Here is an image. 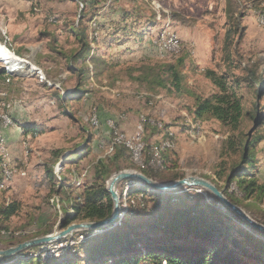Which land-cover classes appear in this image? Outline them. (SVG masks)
Segmentation results:
<instances>
[{"label": "rangeland", "instance_id": "obj_1", "mask_svg": "<svg viewBox=\"0 0 264 264\" xmlns=\"http://www.w3.org/2000/svg\"><path fill=\"white\" fill-rule=\"evenodd\" d=\"M82 2L91 5L93 0H0V43L15 57L26 61V68L13 76L8 75L6 66L0 63V70H5L6 76V80L0 78V133L10 154L8 170L14 177L13 181L4 182L7 149L0 142L1 186L8 187L0 192V208L13 202L19 205V212L0 224L5 230L0 235V251L89 222L78 221L66 226V214L60 203L64 194H58L57 190L61 189L64 178L79 186L84 173V180L89 183L95 164L111 161L106 151L107 139L110 136L111 144L113 137L109 135L111 121L122 130L121 124L136 120L133 134L122 130L129 136L136 135V127L142 119L147 123L149 120L160 123L163 128L167 126L168 132L175 136L172 158L176 169L171 177L177 176V179L154 181L166 184L188 177L202 178L225 196V177L229 166L238 160V153L228 149V139L253 133V130L250 132L253 123L245 122L238 132L232 133L216 120L194 121L190 112L195 97L207 98L214 94L213 79L224 74L242 83L240 95L244 96L248 109L256 101V92L248 85L247 70L255 67L260 78H264V0H146L138 5L142 17H136L131 26L132 21H129L126 32L122 25L119 28V23L122 24L125 10L132 7L126 1L110 6L99 1L86 15V20L96 15L92 19L100 24L98 50L90 33L92 53L97 50L94 58L99 59L91 60L90 82L80 85L77 76L70 72L76 65L69 64V58L78 49ZM241 15L244 18L236 23ZM156 17H161L160 21ZM149 19L155 21L156 27H151L145 38L140 40L132 35L147 30ZM129 32L131 35L127 37ZM162 33L169 37L173 33L180 38L179 53L160 50L153 43L160 42L158 34ZM102 53H105V62L99 57ZM180 60H184L180 89L154 93L148 85L133 81L144 64H175ZM33 67L36 71L32 72ZM78 87L82 90L81 97H77L80 99L67 97ZM59 96L69 100L62 103ZM260 109L264 113V97ZM94 113L99 119L97 127L91 123ZM4 116L10 119L9 128L5 129ZM25 125L35 127L39 133L25 134L21 127ZM150 126L145 129L144 141L156 147L167 139L162 140L166 131H151ZM256 136L264 137V128L259 129ZM86 147L89 151L83 153ZM59 153L62 156L58 157ZM253 153L258 162L257 175L264 183V140ZM67 160L72 161L66 163ZM127 166L114 172L107 184L116 174L134 170ZM50 170L55 178L52 182L48 176ZM122 188L123 183L117 187L120 197ZM230 190L236 191V187ZM188 191L202 194L213 203L214 195L200 188H181L173 192ZM237 195L238 203H232L264 225V199L243 201L241 195ZM130 197L135 200L134 205L144 199L143 194ZM120 204L124 201L120 200ZM219 207L223 213L229 209L222 202ZM69 214H73L72 209ZM144 216L138 209L131 218L133 223H139ZM81 236H86L82 230L74 231L58 241L29 247L0 262L15 259L27 250L61 258L77 246L71 242H77Z\"/></svg>", "mask_w": 264, "mask_h": 264}, {"label": "trees", "instance_id": "obj_2", "mask_svg": "<svg viewBox=\"0 0 264 264\" xmlns=\"http://www.w3.org/2000/svg\"><path fill=\"white\" fill-rule=\"evenodd\" d=\"M99 1L105 6L126 1L127 5L132 7V10H125L123 14L122 29L126 32L136 22V17H142L138 5L146 0H93L91 5L82 2L84 8L81 10L78 22V49L69 58V64L76 65V68H71L70 72L77 76L80 85L91 80L89 67L83 65L92 54L90 33L99 47L100 24L98 26V23H91L90 26V22L94 20L92 18H96V15L86 20L87 12H90L94 4L97 5ZM241 18L243 19L244 16H239L236 23H239ZM129 21L132 23L126 26ZM146 25L147 30L142 33L134 32L132 35H136L140 40L145 38L150 28L154 27L155 21L149 19ZM130 35L131 32L126 36ZM239 39L241 40L242 36ZM99 57L106 61L105 53L100 54ZM92 59L95 61L99 58ZM79 61H82V64L77 66ZM183 61L180 60L175 64L149 62L152 64H144L143 68L138 69L139 74L133 78V81L148 85L150 91L154 93L160 90L171 91L172 88L180 89L183 80L180 69L183 68ZM256 71L255 67L247 70L248 85L256 92V101L250 104L251 108H247L244 104V96L240 95L242 83L239 79L224 74L223 77L213 79L212 84L216 89L214 94L207 98L195 97V104L190 112L194 121L216 120L228 127L232 133L238 132L245 122L253 123V127L256 125L255 129L252 127L250 130V132L253 130V133L241 137L232 136L228 139V149L238 153V160L229 166V174L225 177L226 196L234 204L239 200L237 194L241 195L243 201L264 199V183L257 175L258 162L253 153L256 146L264 140L262 136L254 137L259 129L264 128V113L260 109L264 97V78H260ZM0 78L6 80L5 70H0ZM81 93L82 90L78 87L67 97L80 99L77 97H81ZM58 99L62 103L69 100L61 96ZM148 126L150 125L146 124L145 129ZM21 127L27 135L39 133L35 127L30 128L27 125ZM150 127L151 131H166L162 140L167 139L159 142L160 145L156 147L146 144L147 148L143 156L145 167L134 165L131 152L126 147L120 146L110 156L109 163L100 161L95 164L89 183L83 180L78 186L71 179H63L61 189L57 192L64 194L60 203L66 214V226L78 221L101 222L112 216L114 204L106 185L112 174L121 171L124 166L128 165V168L160 182L177 179V176L171 177L176 169V162L172 158L175 148L163 151L160 149L166 141H172L175 145V136L169 135L171 131L168 132L167 126L163 128L162 125L161 130L155 126ZM107 141L110 144V136ZM153 150H159L161 157L168 160L172 166L166 170L146 167V161L151 159ZM88 151L87 147L82 150L83 153ZM60 156L62 153H59L58 157ZM1 165L0 157V192L8 188L1 186L3 180ZM49 173L52 182L55 180L53 171L50 170ZM135 183L137 184V181L133 182L134 185ZM139 184L140 186H133L132 190L130 189V195L143 194V202L130 206L121 221L110 228H104L100 232L93 230L84 232L85 242L71 248L63 257H45L42 253L37 254L36 250H27L17 258L5 260L0 264H264V234L246 226L238 216L233 215L231 210L227 209V212L223 213L219 207L221 202L217 197L212 196L213 203H211L199 193L191 191L161 193ZM233 186L236 187V191L230 190ZM70 209L73 210V214H69ZM138 209L145 213L144 219L139 223H133L131 217ZM18 212L19 205L15 202L1 207L0 224L8 221ZM2 231L5 230L0 228V235ZM82 255L83 258H80Z\"/></svg>", "mask_w": 264, "mask_h": 264}, {"label": "water", "instance_id": "obj_3", "mask_svg": "<svg viewBox=\"0 0 264 264\" xmlns=\"http://www.w3.org/2000/svg\"><path fill=\"white\" fill-rule=\"evenodd\" d=\"M126 180L137 181L139 183H142V185L161 193H170L181 188H200L203 190H207L211 192L215 197H217L227 208L233 211L239 218L246 222L250 228L264 234V225H261L255 220H253L244 210L234 205L221 191H219V189L214 184L205 179L188 177L171 183L162 184L154 181L153 179L148 178L141 172L127 170L113 176L108 184L107 190L111 194L114 204V211L110 218L101 222H85L81 224H74L68 227L65 231L56 232L54 234L20 244L14 248L5 251H0V260L7 259L29 247L39 246L58 241L70 235L74 231H97L102 230L104 228H110L113 224L117 222L121 214L120 196L117 192V187L121 182Z\"/></svg>", "mask_w": 264, "mask_h": 264}, {"label": "bare ground", "instance_id": "obj_4", "mask_svg": "<svg viewBox=\"0 0 264 264\" xmlns=\"http://www.w3.org/2000/svg\"><path fill=\"white\" fill-rule=\"evenodd\" d=\"M163 37H169V36H163ZM165 49L167 51L173 52V53L174 52H178L179 49H180V45H178L175 49H172V48H165ZM25 62L26 61L15 57L7 46H5L4 44L0 43V63H4V65L6 66L8 75L13 76L15 74H18L23 67L26 68V66H24ZM9 66H12V68H9ZM33 70L36 71L35 67H33L32 72H33ZM3 118H7V116H4ZM122 119H126V118L123 117ZM91 123H92V126H94V127H97L99 125V119H98V115L96 113H94L91 116ZM146 123H147L146 119H142V121L139 122L138 126L136 127V130H137L136 136L137 137H144ZM9 124H10V119H9ZM147 124H152L155 127L162 128V124H160V123L159 124L158 123L155 124L151 120H149V123H147ZM169 135L172 136L173 133L171 132ZM112 136H113V139H112L113 141H112L111 144L108 145V148L106 150L107 151V155H113L115 153L117 147L123 146V147H126L130 152L134 151L133 153H131V158H132V161H133L134 165H136L138 167H145L144 157L143 156H144V153H145L146 148H147L146 143H141V144L138 145V142H136V141H127V136H123L122 134H112ZM168 148H175V145H174V143L172 141H166L160 147V149L162 151L164 149H168ZM151 159H152V161H154V163H152V168H154V169L158 168V169H161V170H166V169L171 167V163L168 160L166 161V160H164L161 157V154H160L159 150H153L151 152ZM132 171H135V170H132ZM3 173H4L6 179L8 178V174L10 176H12V173L9 172V170L7 171V170L4 169ZM126 181L125 182L123 181V188H122V191H121L122 194H121V197H120V200L122 202L124 201V204L123 205L121 204L122 205L121 214H120V216H119V218H118V220H117V222L115 224L119 223L121 221V219L123 218L124 214L128 211L129 207L133 206L135 204V200H131L130 189L133 186H140L139 182H137V184L135 183V185H134L133 181H129V182H126ZM83 232H87V231H83ZM85 240H86V237L85 236H81L77 242L74 241V242H71V244L79 245L80 243L84 242Z\"/></svg>", "mask_w": 264, "mask_h": 264}, {"label": "built area", "instance_id": "obj_5", "mask_svg": "<svg viewBox=\"0 0 264 264\" xmlns=\"http://www.w3.org/2000/svg\"><path fill=\"white\" fill-rule=\"evenodd\" d=\"M82 4V9L84 8V5L83 3ZM91 23H97L94 20H92L90 22ZM160 35V42H153L160 50H163V48H172V49H175L178 45H182L181 43V40L180 38H178L176 35H174L172 33V36L171 37H163V33L162 34H159ZM3 128H9V117L7 118H3ZM110 134H122L123 136H127V141H136L138 142V145L141 144V143H145L144 141V137H137L136 135H132V136H129L128 134H126L125 132H123L122 130H120L116 124V122H113L111 121L109 123V135ZM0 142H2V145L4 147H6V144H5V140H4V137L1 135L0 133ZM7 149V147H6ZM134 151H131V153H133ZM10 154H9V151L7 149V166L4 167L5 170L8 171V163L10 161ZM152 163H154V161H152V159H148V161H146V167H151L152 168ZM84 176H85V173L82 174L81 178H80V185L82 184L83 180H84ZM14 177H11L9 174H8V179H4V182L5 181H13ZM123 183V182H121ZM120 183V184H121Z\"/></svg>", "mask_w": 264, "mask_h": 264}, {"label": "crops", "instance_id": "obj_6", "mask_svg": "<svg viewBox=\"0 0 264 264\" xmlns=\"http://www.w3.org/2000/svg\"><path fill=\"white\" fill-rule=\"evenodd\" d=\"M157 18V17H156ZM158 19V18H157ZM158 21H160V19H158ZM157 22V21H156ZM121 23L122 24H120L119 23V25H123V18H122V21H121ZM128 23V22H127ZM158 23V22H157ZM155 27H156V23H155V25H154ZM154 28V27H153ZM156 33H157V31H156ZM155 33V34H156ZM159 35V34H158ZM157 35V36H158ZM156 36V37H157ZM98 48V47H97ZM96 48V49H97ZM153 48L155 49V47L153 46ZM97 51V50H96ZM96 51L94 52V53H92L91 54V56L90 57H88L87 58V62L86 63H84L83 65L84 66H88L89 67V69H90V71L91 70H93V67H92V65H91V60H92V58L94 57V55L96 54ZM78 63H81L82 64V61H79ZM136 120H131V121H127V122H125V123H123V124H121V128H122V130H124L126 133H128V134H133L134 133V131H135V126H136ZM136 133V132H135ZM70 161H72V160H69V161H66V163H68V162H70Z\"/></svg>", "mask_w": 264, "mask_h": 264}]
</instances>
